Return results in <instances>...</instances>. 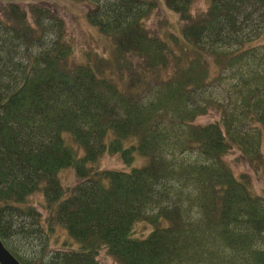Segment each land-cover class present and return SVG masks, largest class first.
Listing matches in <instances>:
<instances>
[{
	"label": "trees",
	"instance_id": "16d2710c",
	"mask_svg": "<svg viewBox=\"0 0 264 264\" xmlns=\"http://www.w3.org/2000/svg\"><path fill=\"white\" fill-rule=\"evenodd\" d=\"M0 1V238L9 247L27 229L22 215L44 228L30 203L40 193L48 231L60 224L76 244L46 260L9 247L21 264H99V249L117 264H264V197L225 160L236 149L264 167V43L251 44L264 35V0H209L196 15L194 0H163L183 23L170 36L179 53L145 25L156 0H88L112 42L107 67L131 80L171 65L145 99L74 60L48 6ZM206 53L234 80L224 98L209 93L218 118L200 124ZM107 154L130 169L98 168ZM68 167L76 182L66 189L58 173ZM139 221L151 226L144 237L133 235Z\"/></svg>",
	"mask_w": 264,
	"mask_h": 264
},
{
	"label": "rangeland",
	"instance_id": "374dc122",
	"mask_svg": "<svg viewBox=\"0 0 264 264\" xmlns=\"http://www.w3.org/2000/svg\"><path fill=\"white\" fill-rule=\"evenodd\" d=\"M20 4L28 9V5L32 3H43L48 6L52 12L61 18L65 28L66 39L73 47L74 60L78 63H93L97 66L98 71L102 76L112 77L114 81L120 86L124 92H128L131 89L142 99H145V95L149 96L150 88L154 85L157 76L167 78L171 70V65L160 73H155L147 78L142 75H136L133 79L127 78L125 75H121L116 69L114 64L106 66V60L112 58V42L109 38L105 37L93 24L90 22L88 17L89 12L94 6L88 0H17ZM157 6L154 8L150 16L145 18V25L152 34L159 36L160 38L169 41V46L176 52L179 53V46H176L173 40H170V36L174 33L181 32L182 22L178 15L168 9L163 0H156ZM1 4V1H0ZM209 0H194L191 4V11L194 15L205 11ZM264 32V30L262 31ZM100 33V34H99ZM264 43V35L254 40L251 44H262ZM181 44V43H180ZM183 45V44H181ZM185 46V45H184ZM193 51L188 49L187 57L193 55ZM200 54V51L194 55ZM98 55V57H97ZM186 57V58H187ZM184 58V57H183ZM205 58L209 61L206 63ZM185 59V58H184ZM205 65L209 68L210 73L207 77L209 81V88L204 97L200 99V104L205 105L207 112L198 115L195 119L196 123L204 124L212 122L218 118V112L220 106L215 102L208 103L206 105L207 97L209 93L213 98L222 99L225 96L227 87L233 82L234 78L229 71L223 72L220 67L213 64V58L208 53L203 54ZM104 60V61H103ZM188 61H184V65ZM129 65H137L139 59L136 57L129 58ZM138 66V65H137ZM220 75H219V74ZM219 75V79L216 80V76ZM145 89V93H144ZM151 97V94H150ZM216 106V107H214ZM165 127L167 130L173 128L171 121H165ZM264 148V146H263ZM262 158L264 159V149L262 150ZM143 158H138L136 164L143 165ZM225 160L230 165L235 176L241 174L247 175L251 191L261 197H264V167L263 161H256L250 163L245 159L238 150L234 149L226 155ZM262 161V162H261ZM97 167L101 169H130L125 166L118 154L115 155H104L98 162ZM59 179L62 185L68 189L76 182V177L72 168H64L58 173ZM67 193V190H66ZM43 200L40 193L32 194L30 197V203L36 204L37 209L41 215L40 219L44 222L41 229L35 224V221L28 215L18 216L17 220L20 223H24V228L21 232L10 235L8 246L12 249L17 250L20 255L24 257H31V259H42L46 260L51 256L55 250L64 251L72 247H76L74 241L69 237L66 230L62 225H55L54 231L49 232L45 224V218L47 213L43 211L39 202ZM151 230V226L144 221L136 222L133 229V235L135 237H144ZM54 250V251H53ZM99 264H117L116 260L108 254L106 249H99L96 257Z\"/></svg>",
	"mask_w": 264,
	"mask_h": 264
},
{
	"label": "water",
	"instance_id": "95a60500",
	"mask_svg": "<svg viewBox=\"0 0 264 264\" xmlns=\"http://www.w3.org/2000/svg\"><path fill=\"white\" fill-rule=\"evenodd\" d=\"M0 264H19L16 258L4 247L0 240Z\"/></svg>",
	"mask_w": 264,
	"mask_h": 264
}]
</instances>
